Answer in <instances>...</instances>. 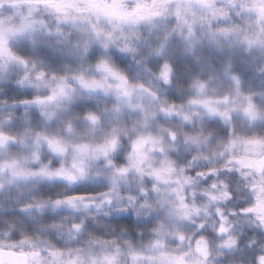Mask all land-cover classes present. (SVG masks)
<instances>
[{
	"label": "clouds",
	"instance_id": "obj_1",
	"mask_svg": "<svg viewBox=\"0 0 264 264\" xmlns=\"http://www.w3.org/2000/svg\"><path fill=\"white\" fill-rule=\"evenodd\" d=\"M55 2L63 11L0 0L6 47L25 61L0 57V131L16 137L0 163L76 179L0 171V250L29 254L28 264H261L264 213L246 209L264 202V0H121L150 14L127 23L88 0ZM101 62L126 77L130 96ZM61 78L65 96L20 103L51 95ZM69 196L84 199L55 203Z\"/></svg>",
	"mask_w": 264,
	"mask_h": 264
},
{
	"label": "snow or ice",
	"instance_id": "obj_2",
	"mask_svg": "<svg viewBox=\"0 0 264 264\" xmlns=\"http://www.w3.org/2000/svg\"><path fill=\"white\" fill-rule=\"evenodd\" d=\"M26 2H33V0H26ZM36 3H43L48 6H51L54 8V10L60 12L63 11V8L56 4L55 0H35ZM197 3L208 6L211 3V0H197ZM89 9L90 11L94 13H99L107 16L109 19H114L118 22H139L140 20H145L150 18V14L142 8L141 6H138L135 10L132 12H128L122 7L121 0H112V3H106L105 0H88ZM257 11L261 14V16H264V7H261L257 9ZM7 57L9 60H15L18 61L21 64H24L25 61L21 60L19 57H16L13 55V53L6 47V38L3 33V31H0V57ZM98 70H102L104 72H107L113 79H116L119 81V83L115 86L116 90L120 93H122L124 96H130L131 95V86L128 84V81L126 77H124L119 72H116L113 70L107 62H101L97 65ZM170 74V69L168 65L164 66V71L161 73V77L165 80V82L168 81ZM43 73H40L38 75V79L43 77ZM53 79H56L53 77ZM79 83L82 87H105L104 83L99 81H87L83 77H77ZM235 80L236 78L233 77ZM238 83V81H237ZM66 85L63 83V78H61V82L57 84L56 88L52 90V94L47 97H40L36 96L31 100H22L20 101L21 104L30 105V104H36V105H46L48 103H51L55 101L58 96H65ZM107 88L111 89L112 85H107ZM198 88L200 91H203L205 88V85L198 84ZM227 100V97H225V101ZM192 103H201L204 107L208 109V111L212 114H220V115H226L225 113H218L215 108L212 107V101L205 100V101H199V100H193ZM245 113L253 116V105L249 103L248 107L244 109ZM49 117H51L52 114H47ZM87 119L95 123L96 116L94 114H89ZM39 140H44L49 148L59 154H63L66 150L65 145L62 141L54 138L49 137L46 135H42L40 133H37V143ZM9 141H16V137L6 134L3 131H0V148L5 147V145ZM258 143V142H257ZM77 150H80L82 146L77 145ZM86 148L87 146H83ZM33 159H38V154L33 153ZM242 163V161H241ZM264 164V162H260ZM73 167H76L74 164ZM4 169H8L11 172V175L13 178H26L28 176H35V175H41L46 177H52V176H58L63 177L64 179H67L68 181H73L76 179V176L73 175L71 172L61 168L54 172L49 171L47 167H42L39 171V173L31 172L25 168H23L19 161H17L15 158L5 161L3 163H0V171H3ZM84 197L82 196H69L65 200H57L55 203L57 205L66 203L71 206H75V201L77 200H83ZM247 212H261L264 213V202H258L256 207L254 208H248L246 209ZM261 222L264 223V216L261 217ZM78 227V226H77ZM220 232H226L227 229L221 225ZM181 239L183 237L181 236ZM200 242H197V251L202 252V254L207 255L206 249H201L199 246ZM232 241H226L225 244H230ZM36 255V254H33ZM28 257L29 254L26 253H14V252H4L0 250V264H28ZM176 262V264H183V257L179 258H173ZM261 264H264V257H261Z\"/></svg>",
	"mask_w": 264,
	"mask_h": 264
}]
</instances>
